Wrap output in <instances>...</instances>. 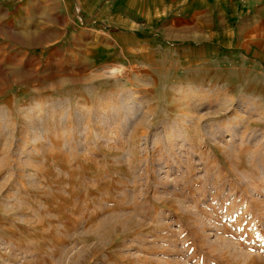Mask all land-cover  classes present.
Listing matches in <instances>:
<instances>
[{
  "label": "rangeland",
  "instance_id": "obj_1",
  "mask_svg": "<svg viewBox=\"0 0 264 264\" xmlns=\"http://www.w3.org/2000/svg\"><path fill=\"white\" fill-rule=\"evenodd\" d=\"M0 264H264V0H0Z\"/></svg>",
  "mask_w": 264,
  "mask_h": 264
}]
</instances>
